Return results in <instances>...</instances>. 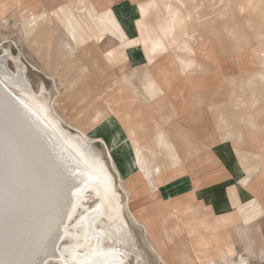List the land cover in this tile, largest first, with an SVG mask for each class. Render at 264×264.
I'll return each instance as SVG.
<instances>
[{
	"label": "crops",
	"instance_id": "obj_1",
	"mask_svg": "<svg viewBox=\"0 0 264 264\" xmlns=\"http://www.w3.org/2000/svg\"><path fill=\"white\" fill-rule=\"evenodd\" d=\"M82 3L97 13L103 5L110 6L120 35L105 32L102 42L123 48L124 54L128 53L129 58L125 60L128 88L136 97L147 102V106H142L149 114L168 122L158 129L165 127L162 137L148 139L142 147L144 170H147L150 179L156 181L162 177L166 181L171 180L160 186V194L156 197L145 201L134 200L132 203V212L137 222L145 226L146 236L156 253L163 256L164 264H195V258L202 264L200 255L204 252L203 247H195L198 242L188 231L175 235L169 241L162 225L165 223L170 234H174L172 228L178 230L162 201L185 195L199 182L201 200L217 213L230 215L226 225L218 230L220 244L231 241L248 257V264L251 260L263 263L262 231L258 229L260 238L255 243L247 228L246 200L242 199L246 198L244 189L248 190L264 163V130L257 127L251 116L264 103V0H84ZM136 3L137 7H134ZM136 30L139 36L132 38ZM139 45L144 49L147 62L141 67L130 68L128 61L131 66H139L145 61L140 50L133 49ZM168 55L178 61L179 79L196 82L204 78V83L211 85L212 91H208L210 87L204 90L205 98L214 93L216 87L212 85L221 80L222 90L218 95L227 92L225 96L234 98L229 103L230 109H225L226 104L213 103V99L184 112L179 100L168 92L170 89L164 90L154 76V66ZM122 58L119 55L115 65V73L120 79ZM247 64L248 68L244 71ZM178 92H182V89H178ZM209 111L216 118L215 126L209 121ZM262 121L260 118L259 123ZM107 124L105 131L94 133L96 129H90V135L109 139V130L117 122L110 118ZM121 127L126 133L123 125ZM190 131L197 133L198 139ZM174 135L181 141L173 139ZM206 135L223 136L212 147L219 142L231 141L243 167H236L239 181L229 188V201L218 209L213 204L214 195L204 192V186L209 181L213 182L219 174H224L226 167L210 151L201 150L200 143ZM116 136L118 138L120 135ZM249 156L252 157L250 161ZM192 158L195 162L189 164ZM179 165L185 168L186 174L172 179L171 172ZM157 169L160 171L157 172ZM181 169L178 167L179 172ZM190 171L199 173L194 172L193 178L188 174ZM196 191L197 188L193 195H196ZM181 201L173 200L167 204ZM254 201L258 206L259 202ZM262 217L264 215L257 214L254 222ZM260 227L264 229V220ZM245 235L247 238H242ZM161 240L167 242V247L160 253L158 244ZM214 252L217 253L216 258L208 255L206 260L214 259L217 264H222L218 251Z\"/></svg>",
	"mask_w": 264,
	"mask_h": 264
},
{
	"label": "bare ground",
	"instance_id": "obj_2",
	"mask_svg": "<svg viewBox=\"0 0 264 264\" xmlns=\"http://www.w3.org/2000/svg\"><path fill=\"white\" fill-rule=\"evenodd\" d=\"M19 2L20 0H16L13 6L8 4L9 7L7 8V11L12 8L15 9L18 19L28 17L38 6V0H31L26 3L27 5H21ZM3 14L5 13L1 11V15ZM81 23L86 29L84 31H89L88 34L91 36V39L87 43L80 45V47L76 49V54L83 46L91 42L102 43V39L97 40L95 31L91 30L96 26L90 19L87 20L88 24L84 22V19ZM89 27H91V29ZM55 32L56 29L53 26V22L49 21L37 28L26 38L35 44L41 45L48 38L52 37V34ZM48 35L50 36L48 37ZM68 43L69 40L65 41L66 46ZM73 47H75V45H73ZM122 49L113 46L108 51L113 53V57L111 58L113 62H108L111 66L115 67L119 55L124 59L121 67L122 78L120 79L115 71L111 73V78H114L117 74L119 83L127 93L129 99H131V102L140 101L143 105L147 106L146 101L136 97L128 88L125 60L128 59L129 56L127 55L128 53L124 54L125 52ZM7 50L10 52L8 58H4L3 54L0 55V98L5 96L8 97L16 107L25 114L29 131L26 134H20L14 143H5V141L0 138V261L19 259L33 262V264H64L65 260L72 261V246H74L77 241L74 240L71 235L67 237L64 236L65 226L68 227L70 233L80 235V243H83L84 229H77L73 227V225L75 221L79 219L80 214L84 212L85 208H88L91 213V208L95 207L97 203H100L93 189L103 191L106 183L104 170H106L107 176L111 178L112 191L115 193V197L111 198V205L117 206L120 209L124 222L129 225L128 229L123 230V232L130 233V235H123V233H118L116 231L120 223L119 221L111 223L105 218L96 225L97 230H99L100 225L103 224L106 230L112 232V236L117 242L113 243L111 247L123 253L122 257L117 255L107 257L106 259L119 260L122 258L125 264H128L129 256L132 253V264H137V261H139V264H150L145 260L142 250L138 248L137 238L126 215L127 213L135 225L142 227L140 222L132 218L131 209L133 201L149 200L160 194L159 185L162 184H159V180L157 181L158 184L151 180L147 170H144L142 146L146 140L135 146L127 132L125 133L122 130V123L116 117L115 112L103 116L100 123L95 124L94 127L103 128L104 123L108 122L107 118L111 116L116 118L117 122L119 121V123H121L119 124L120 131L117 130L116 132L124 133V138L122 140H120V137L117 138L118 146H111L108 139L102 138L103 148H101V146L97 147L94 142L91 141L93 139H89V134L87 132L84 133L76 126H74L76 130L72 131L68 125H65L62 116L54 107V102L59 94L58 90L54 88L52 91H49L42 85L40 89L38 88V91H35L30 83L31 81L28 80L26 65L20 57L13 56L11 51L9 49ZM127 52L130 51L128 50ZM41 53L47 64L53 67L55 73L76 56L69 52V50L65 55H56L54 50H49L48 52L41 51ZM65 57H67L66 60ZM105 57L106 60L109 61L107 53ZM10 60H12L14 64V70H11L9 67ZM154 76L164 90L172 89L173 86H175L174 80L180 78V69L177 59L172 55H168L163 60L156 63L154 66ZM85 99L86 97H83L81 101ZM117 102L121 103V100L117 99ZM25 105H27V108H25ZM29 109H31V111H29ZM97 113L103 114L100 111H97ZM251 116L254 120L252 113ZM165 130V127L158 130L148 139H152L154 136L162 137ZM122 142L126 145L124 154L121 153ZM104 155H107L109 159L108 162L105 160ZM110 164H112L114 168L117 167L119 172L121 170L124 177H128L127 179L124 178V180H126V187L122 188L123 186L120 184L122 175H120L119 172V174L114 173L112 171L114 168L111 170ZM101 165L103 166V170L101 169ZM180 166L181 165L178 167ZM172 171L174 172V169ZM90 176L92 179H89ZM138 177L141 180L139 182L144 185L143 190L140 192L136 191L137 188H135L132 183ZM65 178H67V181L70 183L66 182ZM161 179L164 178L161 177ZM170 180L164 181L163 184ZM85 184H87L88 187L83 193L81 205L76 209V213L70 221L68 219V214L72 212V204L76 202V197L73 196L72 193L77 191L78 188H84ZM164 190L165 189L162 191ZM194 192L195 186L185 193V195L169 197L167 198V202L162 201V203L167 210V203L173 200H183L189 196L192 197L191 199H194ZM249 205L250 207H246L245 217L248 231L256 243V240L260 238L259 229V231H262L261 234L264 241V229L260 227L264 217L254 222V216L257 215L252 213V211L257 208V205L254 200H251ZM104 208L106 212L110 211L109 201L106 200L104 202ZM183 209L185 212L196 211L198 206L195 203H190ZM112 214L115 215L114 212ZM168 214L169 217H174L177 213L168 211ZM240 215L242 214L240 213ZM229 219V213L223 214L225 223H227ZM164 221H167V219ZM85 223L87 225L89 222L86 221ZM162 225H164L167 238H170L169 230L165 226V223H162ZM177 227L180 233L184 232L183 224H178ZM6 234L10 240L12 249L11 255L5 252ZM121 235H123V240L120 239ZM58 237L64 238L60 239ZM143 238L146 242V246L155 255L158 262L163 264V256L161 257L156 253L144 234ZM161 241L162 247H164L166 245L165 241ZM203 241L205 245L211 244L207 236H204ZM95 243V240H93L92 244L95 245ZM195 247L199 248V245L195 244ZM66 248H68V251H65ZM232 249L235 255L229 256V260L236 261V264H239L241 259L249 261L248 257L240 248L233 246ZM107 250L108 240L105 239V251ZM207 250L210 251V249ZM76 251L79 254V258L82 259L84 253L88 251V249L80 248ZM218 253L219 260L222 262V256L220 252ZM207 256L208 251L200 255L201 260H203L202 264H217L214 259L206 260ZM93 258L105 259L104 257ZM194 262L195 264H200L197 258L194 259Z\"/></svg>",
	"mask_w": 264,
	"mask_h": 264
},
{
	"label": "rangeland",
	"instance_id": "obj_3",
	"mask_svg": "<svg viewBox=\"0 0 264 264\" xmlns=\"http://www.w3.org/2000/svg\"><path fill=\"white\" fill-rule=\"evenodd\" d=\"M15 1L16 0H0V5L11 4L13 6ZM29 1L31 0H20L19 3H21V5H25ZM83 1L84 0H47L46 2L45 0L44 2V0H38V6L36 9L24 19H18L16 10L13 8L3 15H1L0 11V55L3 54L5 49H9L13 56L20 57L27 67V77L28 80L31 81L30 83L35 91H38L42 85H44L49 91H52L54 88L58 90L59 94L56 98V101L54 102V107L56 108V111L62 116L63 120L65 121V125H68L72 131L76 130L74 127L76 126L84 133L87 132L89 134V139H93L91 141H93L97 147L101 146V148H103V137H93L90 135L91 133L89 130L93 128L96 129L94 133L105 131L108 129L107 123L110 122V118L117 122V119L111 116L107 118L108 122L104 123L103 128H95V124H93L92 121L95 120L96 115L98 114L97 111H100L103 114L106 113V115L115 112L116 117L121 121L133 144L135 146L139 145L155 134V132L160 127L167 125L168 122L161 120L160 118L153 117L144 109L140 101L131 102V99H129L127 93L119 83V78L116 76L111 78V73L115 71V67L108 63L105 56L114 45L108 46L104 45L103 42H91L90 44L83 46L71 61H69L57 73H55L53 67L47 64V62L42 57L43 55L41 51L48 52L49 50H54L56 55H65V53H67L69 50L65 45V41L69 40L66 31L60 25L53 23L56 32L53 33L52 37L48 38L41 45L35 44L26 38L37 28L45 24V22L38 21L36 27L29 28L28 25L31 23L32 15L43 12L45 9L44 7H47L51 3L71 6L69 9V15L71 14L70 16L75 17V22L81 24L83 29L86 30L81 22L83 19L86 23L88 19L93 22V19L97 17V12L94 11V9L89 8V5H84L82 3ZM134 7H137V3L134 5ZM94 25L97 27V24ZM89 28L91 29V27ZM84 30L83 35L86 37L90 36L88 34L89 31ZM49 36L50 35H48V37ZM138 36L139 33L136 30L135 35L132 36V38H137ZM135 48L140 50L145 61L139 66H131L128 61L130 68L141 67L147 62L142 45L136 46L133 49ZM241 58L243 59V56ZM66 59L67 57H65V60ZM39 61L42 62L46 70L41 67ZM249 62L253 64L251 60H249ZM9 67L11 70L15 69L12 60L9 61ZM247 68L248 64L247 67L245 66L244 71H246ZM174 81L175 86L167 91L170 93V95L175 96L179 100L184 112L190 111L206 102L212 101L213 99V103H221L223 105L226 104L225 109H230L229 103L231 99H234L225 96L228 95L227 92L225 94L222 93L221 95H218L222 90L221 80L218 83L216 82L212 85L215 86L216 89L214 93H210L208 98L203 96L204 90L210 87L208 88V91H212V88L210 84L204 83V78H199V80L196 82L179 78L175 79ZM177 89H182V92H178ZM83 97H86V99L81 101ZM117 99H120L121 103L117 102ZM253 116L257 127L264 130V103L258 108L257 111L254 112ZM208 117L209 121L215 126L216 118L213 113L209 111ZM260 118L263 119L261 124L259 123ZM119 124L120 123L118 121L117 125H114L113 129L109 130L110 137L108 141L110 142L111 146L114 147L118 146L116 134L120 135V140L124 138L123 132H116L117 130L120 131ZM173 132L174 131H172V133ZM190 133L193 135V137L198 139L199 135L197 133L192 131H190ZM154 138L158 137L154 136L152 139ZM173 139L178 141L180 140L176 138L175 135L173 136ZM121 145V153L124 154L126 145L124 142H122ZM184 148L185 145L182 146V150H184ZM246 149L250 150L248 147ZM210 152L223 164V166L226 167V172L224 174H219L217 176L218 178H216L213 182H207V184L204 186V192H209L214 195L213 204L215 209H218L219 207H223L224 204L229 201V188L237 184L239 181L236 167L238 166L241 169H243V167L240 161L241 157L235 150V147L231 141L217 143L211 148ZM104 156L105 160L108 162L109 159L107 158V155ZM247 158L249 161L252 160L251 156ZM194 162L195 160L193 158L188 161L189 164ZM180 167H182L181 172L178 171V166L174 168V172H171L172 179L179 177L180 174H186L185 168L182 165ZM113 168L114 167H112V164H110V169L112 170ZM114 169L112 171L116 174H119L117 167ZM194 172L195 171H190L188 174L194 178ZM120 173L123 178H128L124 177L121 170ZM123 178H120L121 182L119 181L121 186H123L122 188L126 187V180ZM158 180L160 181L159 184H163L164 181H166L161 179V177L157 178L156 181H153L157 183ZM139 181L141 180L138 177L132 182L135 188H137V192H140L144 188V185ZM195 188H197V191L196 195H193L194 199H191L192 197L189 196L190 198H184L181 202H174L169 205L167 204L166 211H173L174 213H177L176 216L171 217L176 227L178 224H183L184 231H188L191 234L192 238L198 242V245L203 247V251H208L210 258H216L217 253L214 251H216L220 246H224L226 251L228 245L233 247L235 244L231 241H229L227 244H220L221 240L220 236L218 235V230L226 225L223 221V214L217 213L212 209L211 206L201 200V186L199 185V182L195 184ZM242 192L243 191H241V195ZM244 192H246V198H243L242 200H246V207H250L249 203L251 199L257 200L259 205L254 211H252V213L255 215L258 214L260 216L264 215V163L261 172L257 175L254 182L249 186L248 190L245 191L244 189ZM190 203H195L198 206V209L196 211L185 212L183 208ZM126 215L137 238L138 248L142 250L145 260L150 264H160L155 255L146 246V242L143 238V234L146 236L144 226L141 223L140 224L142 227L135 225L127 213ZM131 215L132 218L137 221L132 209ZM256 217L257 216H254V219ZM172 231L174 234L169 233L170 238H167L169 241L173 240L175 235L180 233L179 229L175 230L172 228ZM204 236H207L210 239V246H203L205 245L204 242L202 243ZM218 241L219 243H217ZM165 244L166 245L164 247L166 248L167 242H165ZM158 246L162 252L164 249V247H162V241L159 242ZM207 249H210V251ZM132 259L133 257L131 253L128 259V264H132ZM250 264L259 263L255 260H251ZM261 264H264V262Z\"/></svg>",
	"mask_w": 264,
	"mask_h": 264
},
{
	"label": "snow or ice",
	"instance_id": "obj_4",
	"mask_svg": "<svg viewBox=\"0 0 264 264\" xmlns=\"http://www.w3.org/2000/svg\"><path fill=\"white\" fill-rule=\"evenodd\" d=\"M8 7L9 5L7 4L0 5V11L6 13ZM70 7L71 6L65 4L51 3L47 7H45L43 12L32 15L31 23L28 25V27H36L38 21L45 23L52 21L54 24L60 25L66 31L67 37L69 39V43L67 45L69 52L73 53V55L75 56L76 49H78L80 45L87 43L91 39V36L85 37L83 35L84 29L82 25L75 22V17L69 15ZM109 8V5H103L99 9L97 17L93 19V23L97 24V27L92 30L95 31L97 40L103 39L104 33L109 31L112 32L113 35H120L119 26L117 25L116 20L114 19L113 14L109 10ZM94 11L96 10L94 9ZM141 11H143V9H141ZM121 43L123 44L122 37ZM73 45H75V47H73ZM155 51L156 47L153 48V52ZM9 55L10 52L6 49L3 53L4 58H8ZM107 57L109 58L108 62L112 63L113 61L111 58L113 57V53L107 52ZM159 94L163 95V92H160ZM25 108H27V105H25ZM29 111H31V109H29ZM104 115H106V113L97 114L95 120L92 121V123H100ZM28 131L27 117L25 116V114L21 112L20 109H18L12 102V100L8 97L5 96L0 98V138H2L5 143H14L18 139V136L20 134H26ZM220 139H223V136L217 137L214 135H206L201 140V150L209 152L212 148V145L218 142V140ZM101 169L103 170L102 165ZM156 171L159 172L160 170L157 169ZM104 173L106 183L104 185L103 191L99 189H93L96 193V196L99 198L100 203H97L95 207L91 208V213L89 212L88 208H85L84 212L80 214L79 219L76 220L73 225V227L77 229H84L83 243H80V235H74L70 233L68 227L65 226L64 236L67 237L71 235L72 238L77 241V243L72 246V261L65 260L64 264H125V261L122 258L119 260L106 259L107 257L117 255L122 257L123 253L119 252L118 250H114L111 247L113 243L117 242L113 238L111 231L106 230L103 224L100 225L99 230H97L96 228V225L106 218L111 223H115L117 221L120 222L116 228V231L118 233H123V235H130V233L123 232V230L128 229L129 225L124 222V218L120 213V209L117 206L111 205V198L115 197V193L112 191L111 178L107 176L106 170H104ZM89 179H92V177L90 176ZM65 181L70 183L69 181H67V178H65ZM244 183H247V181H244ZM87 187L88 185L85 184L84 188H78L77 191L72 193V195L76 197V202L72 204V212L68 214V219L70 221L73 219V216L76 213V209L80 207L83 193L85 192ZM106 200L109 201L110 208V211L107 212L104 208V202ZM113 212L115 213V215L112 214ZM86 221L89 222L87 225L85 223ZM123 235L120 236L121 240H123ZM58 238L63 239L64 237ZM242 238L246 239L247 237L245 235ZM105 239L108 240L107 251H105ZM93 240H95L96 242L95 245L92 244ZM217 243H219V241ZM80 248L88 249V251L84 253L82 259L79 258V254L76 251ZM217 250L222 256V264H236V261L228 259L229 256L235 255V252L233 251L231 245L227 246L226 251L224 246H220ZM65 251H68V248H66ZM5 252L9 255L12 254L10 240L7 234L5 239ZM261 255L262 259H264V252H262ZM93 257H104L105 259H94ZM0 264H33V262L19 259H7L0 261ZM137 264H139V261H137ZM239 264H248V261L241 259L239 261Z\"/></svg>",
	"mask_w": 264,
	"mask_h": 264
}]
</instances>
